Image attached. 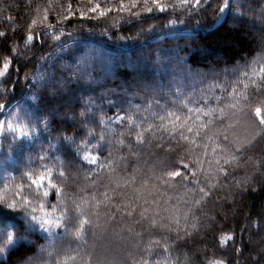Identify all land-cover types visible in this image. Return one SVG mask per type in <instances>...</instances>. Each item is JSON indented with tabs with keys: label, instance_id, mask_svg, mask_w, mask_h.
<instances>
[{
	"label": "trees",
	"instance_id": "16d2710c",
	"mask_svg": "<svg viewBox=\"0 0 264 264\" xmlns=\"http://www.w3.org/2000/svg\"><path fill=\"white\" fill-rule=\"evenodd\" d=\"M132 2L0 0V59L12 62L0 87L14 85L0 103L30 133L1 136L0 231L16 239L6 252L0 239V262L99 264L110 226L123 264H264V223L253 235L264 215V0H229L221 19L224 0L180 10L161 0L177 8L146 13ZM96 4L111 11L93 14ZM29 31L42 39L25 47ZM45 173L47 204L63 214L51 239L25 228L40 193L29 176ZM220 235L235 240L221 250Z\"/></svg>",
	"mask_w": 264,
	"mask_h": 264
},
{
	"label": "rangeland",
	"instance_id": "374dc122",
	"mask_svg": "<svg viewBox=\"0 0 264 264\" xmlns=\"http://www.w3.org/2000/svg\"><path fill=\"white\" fill-rule=\"evenodd\" d=\"M224 13H221L220 19L224 16ZM71 39V36H65L64 39ZM155 81V86L153 88L154 91H159L161 87L165 86L162 81H159V79L153 80ZM152 82V81H148ZM176 82L179 83V79L177 78ZM168 96L171 94L168 92ZM10 110V107L4 108L3 111L0 113V120H3L5 124L7 122L11 121L12 122V117H7L8 111ZM247 131V132H246ZM245 136L248 134V130H246ZM242 129L239 131L234 130L233 135L231 134V138H234L233 145L237 144L238 141L235 139L238 138V134L241 135ZM1 136L0 135V144H1ZM244 136V137H245ZM242 139V138H241ZM48 151V150H46ZM84 160L89 162V163H95L97 161V157L92 153L91 150L88 149V151L83 153ZM0 164H2V160L0 158ZM34 189L37 192L40 193H35L31 192V200H29V207H30V214L26 217L25 221V228L27 233L35 234V235H41L44 238L51 239L52 236H57V235H62L64 234V226L62 224V218L63 214L62 212H58V202H55L54 206H48V199H49V194L50 191L53 189V186L50 183V179L47 176V174H44V180L42 182L41 186H36L33 185ZM44 192H47L48 195L45 196ZM171 194L173 195L174 198L180 200V201H187L189 199L187 193L185 190L182 188L181 184H173ZM61 193L58 194L57 199L60 198ZM163 203V201H162ZM161 203L160 206L157 208L160 210V212L163 215H168V217H171V214H178V209L174 208V206L170 207L169 204L163 205ZM148 210V209H147ZM170 215V216H169ZM19 218H23V214L19 215ZM114 229L109 226L108 229H102V233H104V242L102 244V250L100 257L104 261H99V264H123V259L121 257H116L112 255V249L114 248L112 241H111V235H112V230ZM14 243V241H13ZM11 243V244H13ZM255 244V243H254ZM10 245V244H9ZM57 245L55 246V248ZM260 248V247H259ZM258 250V248H256ZM262 250V249H261ZM49 253L52 256H54L52 246H49ZM46 257L43 256L41 258V261H45ZM126 263V262H125ZM124 263V264H125ZM26 264V263H25Z\"/></svg>",
	"mask_w": 264,
	"mask_h": 264
},
{
	"label": "snow or ice",
	"instance_id": "6c2138e0",
	"mask_svg": "<svg viewBox=\"0 0 264 264\" xmlns=\"http://www.w3.org/2000/svg\"><path fill=\"white\" fill-rule=\"evenodd\" d=\"M202 2H203V0H195V3L193 4L191 2V0H179V10L191 8L193 6L196 8H199V6ZM149 5H151V6H149ZM138 6L139 5L137 4L136 0H133V2L128 7L131 9H135ZM168 8L176 9L177 4L170 3V4L165 5V4L161 3V0H144V9H143L144 13L152 12L153 10H156L159 12H164ZM228 8H229V0H224V2L221 3L220 6L218 7V12L224 13ZM120 9L121 10L125 9V5L123 3V0H121ZM89 11L93 14L99 13L100 17H104L106 15V12H110L111 9H102V6L100 4H96L95 6L91 7L89 9ZM139 14L140 13H136V15H139ZM81 18H85V17L83 15H81ZM44 19L47 20L48 17L45 16ZM69 19H70V17L68 18V20ZM13 33H15V30H13ZM7 36H8L7 31L0 32V38H7ZM41 39H42V33L39 36H37L32 31H29L28 34L24 36L25 47H29L30 45L33 44V41H40ZM54 39H59V37H54ZM10 49H11V45H10ZM10 67H12L10 55L4 57L3 59H0V80L5 81L4 78L7 76ZM13 88H14V85H11L10 88L0 87V95H7V93L11 92L13 90ZM30 99L32 100V102L34 104L39 103V99L36 96H32ZM5 107H6V102L0 103V111H3ZM82 115H86V114H82ZM261 115H264V112H261ZM40 124L45 130H47L50 127V122L47 118H43L40 121ZM5 129L8 132L16 133L18 136L30 135V133L26 130L24 125L14 124L11 121H9V122H7V124H5V122L3 120H0V135H2L4 133ZM33 131H38V129H33ZM64 139L67 140V139H70V137L65 136ZM29 179L31 180V183L33 185H36L39 187L42 185V182L44 180V176L38 175L35 178H32L31 176H29ZM44 195L47 196L48 193L44 192ZM24 203L26 205L28 203V201H25ZM14 207H16L15 201L8 203L9 209L14 208ZM262 223H264V215H261L259 220L256 221V227H257L258 231L253 233V235L259 234V229L261 228ZM0 239H2L4 242L3 251L6 252L7 246L9 244L13 243V241L16 239L15 232L12 230H8L7 232L0 231ZM216 239H217L218 246L222 250V249H225L230 242L235 240V236L234 235H227V236L220 235ZM243 251H244L243 248H237L236 249V253L238 254L237 257ZM6 259H7V256L5 255V260L0 262V264H6ZM213 264H228V260L226 258H224V259L218 258V259L213 261ZM236 264H238V259L236 261Z\"/></svg>",
	"mask_w": 264,
	"mask_h": 264
}]
</instances>
